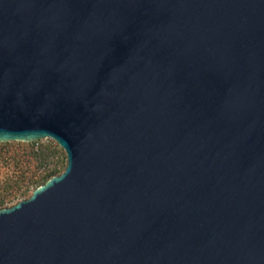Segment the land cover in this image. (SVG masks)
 <instances>
[{"label": "water", "instance_id": "water-1", "mask_svg": "<svg viewBox=\"0 0 264 264\" xmlns=\"http://www.w3.org/2000/svg\"><path fill=\"white\" fill-rule=\"evenodd\" d=\"M46 137L0 264H264V0H0V141Z\"/></svg>", "mask_w": 264, "mask_h": 264}, {"label": "rangeland", "instance_id": "rangeland-1", "mask_svg": "<svg viewBox=\"0 0 264 264\" xmlns=\"http://www.w3.org/2000/svg\"><path fill=\"white\" fill-rule=\"evenodd\" d=\"M30 149L36 153L28 152ZM8 150L21 153L22 160L4 159L1 155L10 153ZM65 165V151L52 138L0 141V198L3 197L4 205L26 198L35 185L60 173Z\"/></svg>", "mask_w": 264, "mask_h": 264}, {"label": "trees", "instance_id": "trees-1", "mask_svg": "<svg viewBox=\"0 0 264 264\" xmlns=\"http://www.w3.org/2000/svg\"><path fill=\"white\" fill-rule=\"evenodd\" d=\"M10 153H6V154H4V155H1L4 159H10V160H12V159H16V160H18L19 158H20V160H22V155H21V153H19V152H15L14 150H8ZM32 152V153H36L35 152V150H32V149H30L28 152ZM19 161V160H18ZM50 174H48V176H49ZM48 177H45L43 180H42V182L41 183H43L46 179H47ZM37 185H35L34 187H36ZM33 187V188H34ZM5 198V197H4ZM4 199H3V197H1L0 198V208L1 207H3V206H5L4 205V201H3Z\"/></svg>", "mask_w": 264, "mask_h": 264}]
</instances>
